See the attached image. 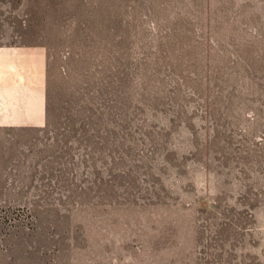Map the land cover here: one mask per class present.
Listing matches in <instances>:
<instances>
[{"label": "rangeland", "instance_id": "1", "mask_svg": "<svg viewBox=\"0 0 264 264\" xmlns=\"http://www.w3.org/2000/svg\"><path fill=\"white\" fill-rule=\"evenodd\" d=\"M9 2L50 114L0 129V264H264V0Z\"/></svg>", "mask_w": 264, "mask_h": 264}, {"label": "crops", "instance_id": "2", "mask_svg": "<svg viewBox=\"0 0 264 264\" xmlns=\"http://www.w3.org/2000/svg\"><path fill=\"white\" fill-rule=\"evenodd\" d=\"M32 3L38 12L41 0ZM21 12V11H20ZM36 18H39L36 17ZM42 29H0V129L45 127L49 121V45Z\"/></svg>", "mask_w": 264, "mask_h": 264}]
</instances>
